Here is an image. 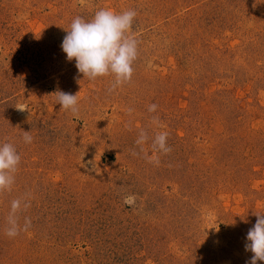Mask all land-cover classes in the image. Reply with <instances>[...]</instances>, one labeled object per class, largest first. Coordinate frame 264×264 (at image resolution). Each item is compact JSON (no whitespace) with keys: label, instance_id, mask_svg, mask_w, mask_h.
Returning <instances> with one entry per match:
<instances>
[{"label":"rangeland","instance_id":"rangeland-1","mask_svg":"<svg viewBox=\"0 0 264 264\" xmlns=\"http://www.w3.org/2000/svg\"><path fill=\"white\" fill-rule=\"evenodd\" d=\"M101 9L137 13L133 76L114 90L61 48ZM57 91L78 94L77 115ZM3 143L21 161L0 194V264H246L264 214V0H0Z\"/></svg>","mask_w":264,"mask_h":264},{"label":"clouds","instance_id":"clouds-1","mask_svg":"<svg viewBox=\"0 0 264 264\" xmlns=\"http://www.w3.org/2000/svg\"><path fill=\"white\" fill-rule=\"evenodd\" d=\"M135 10H125L117 13L111 9L98 10L91 20L75 17L62 41L61 48L69 62L75 61V67L83 79L95 81L100 77H112L114 90L118 86L131 82L133 63L138 57V41L131 35ZM61 109L70 110L73 115L79 112L77 97L63 91L54 93ZM157 105L149 106V112H155ZM131 113V109L128 110ZM153 123H158L153 118ZM168 133L159 132L152 141L154 151L167 154L171 148L167 144ZM147 134L140 132L137 145L147 141ZM23 141L32 143L30 132H24ZM135 155V153H133ZM21 157L12 143L0 144V194L10 192L15 183ZM158 163V160H157ZM28 204L24 203L23 208ZM22 208L21 199L11 201L6 234L15 237L20 231L17 213ZM256 223L249 229L246 237L245 251L252 256L246 264H257L264 261V214L256 215ZM30 221H25L24 230Z\"/></svg>","mask_w":264,"mask_h":264}]
</instances>
